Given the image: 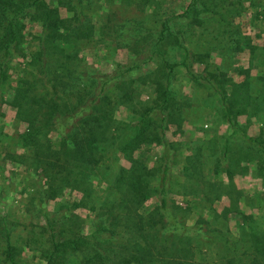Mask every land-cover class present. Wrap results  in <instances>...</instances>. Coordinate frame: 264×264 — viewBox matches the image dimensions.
Listing matches in <instances>:
<instances>
[{
	"label": "trees",
	"instance_id": "16d2710c",
	"mask_svg": "<svg viewBox=\"0 0 264 264\" xmlns=\"http://www.w3.org/2000/svg\"><path fill=\"white\" fill-rule=\"evenodd\" d=\"M115 1L0 0V117L2 106L9 104L15 109L14 121L26 124L7 144H19L25 154L7 151L0 159V175L13 182L16 170L11 168L5 178L7 163L21 164L28 172L24 209L47 236L45 264H264V229L244 213L236 233L212 210L209 218L199 214L187 222L196 205L186 202L185 208L171 197L179 147L165 135L168 126L181 129L185 115L198 112L200 99L219 100L220 115L231 132L192 145L196 151L185 156L181 170L189 182H182V193L209 204L227 196L230 213L238 214L233 208H238L243 194L232 176L255 164L264 183V120L256 137L247 136L236 122L239 115H246L247 121L264 117V75L252 79L249 68H241L243 77L233 81L221 67L217 74L194 71L195 63H202L204 70L206 64L189 49L184 29L190 27L180 23L183 18L192 21L193 13L214 15L217 5L212 2L190 0L185 10L168 13L158 28L151 29L133 10L142 14L151 6L158 8L161 0H119L114 5ZM26 23L39 27L29 39ZM96 36L127 49L131 62L109 73L94 69L81 49ZM168 45L180 50L179 64L193 84L194 92L183 100L173 92L175 66L166 58ZM233 47L239 52L254 46L236 41ZM154 57L162 62V76L144 71L143 65ZM261 65L253 61V67ZM137 74L143 86L153 88L151 101H134ZM196 87L205 89V95L187 98ZM118 104L130 108L134 118L117 119ZM151 144L162 150L150 166L138 150ZM121 158L128 167L119 164ZM31 172L34 178H29ZM208 172L215 178L226 176L229 182L204 181ZM190 178L197 188L190 186ZM65 191L81 197L60 203L53 212L49 202ZM150 198L156 203L147 207ZM80 207L94 213L87 235L73 230ZM15 226L7 213H0L7 264H20L12 241Z\"/></svg>",
	"mask_w": 264,
	"mask_h": 264
},
{
	"label": "rangeland",
	"instance_id": "374dc122",
	"mask_svg": "<svg viewBox=\"0 0 264 264\" xmlns=\"http://www.w3.org/2000/svg\"><path fill=\"white\" fill-rule=\"evenodd\" d=\"M52 4L55 0H46ZM190 0H161L158 8L151 6L142 14L133 12L143 18L151 29L159 27L160 19L168 13L182 12L188 6ZM205 4L212 2L217 5L215 14L211 15L209 12L205 14L193 13L191 20L183 18L181 25L186 28V38L189 41V49L193 50L196 54H200V59L206 64V69H202L204 65L194 64L193 69L197 73H208L213 71L216 73L217 67H221V72H224L233 81H239L243 76L239 75V70L249 68L250 77L255 78L258 75H264V0H202ZM217 1V2H215ZM260 2V4H259ZM203 3V2H202ZM259 4V5H258ZM114 5H119V0H116ZM107 8V5H105ZM62 16L67 15L64 9H60ZM199 24L192 26V23ZM38 26L26 23L25 34L29 39V33L38 31ZM190 30V31H189ZM222 41V43H221ZM239 41L241 45L254 46L249 49H241L239 52L232 51L234 42ZM221 43V44H220ZM220 44V46H219ZM236 44V43H235ZM82 55L86 61L94 69L104 73L113 72L117 67H124L131 62L133 58L125 48H117L110 41H106L98 36L88 43H84L81 49ZM232 51V52H231ZM251 52V55H250ZM166 58L174 64L175 72L172 80L173 92L177 94L179 100H183L186 95L194 92L193 84L187 78L185 69L179 64L182 60L180 50L173 45L166 47ZM251 60V61H250ZM259 61L263 65L253 67V61ZM162 62L158 57L143 65L144 71L154 75L162 76ZM123 68V69H124ZM139 73H142L140 71ZM217 74V73H216ZM142 77L137 74L135 78V87L138 89L135 97V102L141 100L146 102L155 98V93L151 86L146 87L141 83ZM254 81V80H253ZM254 91L256 92L257 86L252 82ZM114 92V90H113ZM205 95V89L196 87L194 95L187 98L195 97L200 98ZM176 97V98H177ZM6 98L11 100V94H7ZM199 109L196 114H186L185 120L181 125V129L170 125L165 130L166 138L169 141L176 142L179 147L178 155L175 165L172 168V181L171 186L175 190L171 193V197L180 204L182 207H187L186 202H190L193 212L187 214V222H193L199 214H205V217L211 216L210 210L219 215L221 219L226 220V224L230 232L236 233L239 228L241 219L239 216L244 213L251 222L264 229V183L262 178L256 175L257 165L251 164L247 166L242 172L236 173L232 176V182L237 189L241 190L243 197L238 203V208H233L232 203L229 202L227 196H223L220 200L215 201L213 204L204 201L201 197H197L199 201L192 195H185L182 193V182L189 185L184 173L181 172L184 165L185 156L190 154L194 143H202L205 140L213 138L214 136H223L231 132L228 124L225 123L224 118L220 115L219 100L214 96L211 98H202L198 103ZM214 112H218L217 119ZM3 116L0 117V159L6 154L7 151L21 154L25 149L19 144L7 146L11 139V135L16 132L21 134L24 132L26 124L23 122L17 123L14 121L15 109L5 104L2 106ZM115 117L120 120L128 121L134 118L130 108L125 104H118L115 109ZM239 126H242L246 131V135L256 137L260 134L263 128L264 117H250L247 121L246 115H239L236 118ZM264 135V134H263ZM9 136V137H8ZM5 146V147H4ZM190 148V150H189ZM161 147L153 144L147 145L138 150L140 159H143L150 166L155 165L156 158L161 154ZM196 151V150H195ZM1 161V160H0ZM119 164L128 167L129 163L124 158L120 159ZM11 168H15V175L13 182L5 180L0 175V213H7V219L16 224L12 241L16 247V258L20 264H45V259L42 252L47 249V236L41 233L38 228L39 223L34 217H30L24 206H27V197L29 188L25 184L28 183V172L21 164L7 163L5 170V178ZM1 173V171H0ZM29 178H34L31 172ZM204 181L222 180L226 183V176L214 177L211 173H205ZM191 185L197 188L196 184ZM198 182V181H197ZM229 182V181H228ZM204 185V184H203ZM261 194L263 195H260ZM199 196V195H197ZM81 197L79 193L65 191L57 200L49 202V208L55 212L62 202L69 203L72 200H78ZM156 203L155 198H150L146 201L147 207L153 206ZM211 205L212 208H209ZM190 209V208H189ZM78 223L73 227L76 232L86 234L91 232L92 219L94 213L85 207H80L75 210ZM3 254V242L0 238V264H7ZM200 264V263H199Z\"/></svg>",
	"mask_w": 264,
	"mask_h": 264
}]
</instances>
